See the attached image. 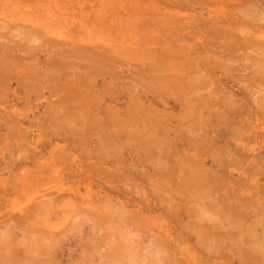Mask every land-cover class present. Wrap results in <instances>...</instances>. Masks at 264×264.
Segmentation results:
<instances>
[{
    "label": "rangeland",
    "instance_id": "rangeland-1",
    "mask_svg": "<svg viewBox=\"0 0 264 264\" xmlns=\"http://www.w3.org/2000/svg\"><path fill=\"white\" fill-rule=\"evenodd\" d=\"M50 1L0 16V264H264V0Z\"/></svg>",
    "mask_w": 264,
    "mask_h": 264
},
{
    "label": "bare ground",
    "instance_id": "bare-ground-1",
    "mask_svg": "<svg viewBox=\"0 0 264 264\" xmlns=\"http://www.w3.org/2000/svg\"><path fill=\"white\" fill-rule=\"evenodd\" d=\"M57 0H52V3H54V5L51 7L50 11H55L57 10L59 7V3H56ZM31 0H0V16H4L6 15L7 13H10V15H13L14 12H17V9L20 8V5H24L23 3H30ZM33 2V1H32ZM31 2V3H32ZM97 2V3H96ZM96 2H93L92 5H90L89 7L86 5H84L83 7H81V3H77L78 5V8L76 6H72L70 2V0H64L63 2V6L67 9H71L73 8L74 12H76L78 15H80V24L81 23H84V25H86L88 22H90L91 20H95V19H102V16H99L100 15V11H101V5H98V3H100L101 1L100 0H96ZM48 3H51L50 0H48ZM47 3V4H48ZM101 4V3H100ZM104 5V4H102ZM97 7L96 11L94 12L93 14V17H91L90 15V12H92L95 8ZM60 9H62V5L59 7ZM76 8V9H75ZM100 8V9H99ZM114 6H108L107 7V10H105L104 12V17H106L105 15L106 14H113L112 11L114 10ZM49 11V12H50ZM177 19H185V16L180 13V12H176V16H175ZM124 18V17H123ZM93 23V22H92ZM250 26L255 30V28H257L256 31H261V32H264V22L259 25V24H250ZM2 39H9L8 37L6 36H3L1 37L0 36V42H2L3 40ZM130 40H132L129 45H125V44H122L121 45V48H128V49H133V47L139 45V42H138V39L132 37ZM61 42H63L64 44H66L68 47L71 46L70 48L71 49H74V50H78L79 52H85V51H92V49H94L93 47H90L89 45L91 44L90 41L86 38H78V39H75L73 41L69 40L68 38L65 40L64 38L61 39ZM59 42L57 44H60L62 45V43ZM154 44V43H153ZM2 48L1 53V58H0V92H6L5 94V99H0V112H3L5 111L6 109H12L14 108L13 105H9V103H7L6 105L2 106V104H4L7 100L9 101H12L11 97H12V94L8 91L10 89V87L12 86V80H13V77L11 75H9L10 72H12L14 75H16V71L14 68L10 67V65H5V64H8L10 63V61H12L13 59L12 58V52L14 50V48H10L8 47V45H4L1 44L0 45ZM110 46L108 45H104L102 44L101 47H99L98 49L100 50V52L105 55V53L107 52V48H109ZM165 48V47H164ZM138 49V48H137ZM169 49L171 48H166V51H170ZM162 50V48L160 49V51ZM162 53V51H161ZM175 55V57L178 59L179 57L176 56V53H173ZM166 57V56H165ZM164 58V57H163ZM7 59H9V62L6 63ZM11 59V60H10ZM167 62H168V59H167ZM174 62L177 63V60L173 59L170 60L168 62L169 64V67L172 66V68H169V69H175L177 68V66L174 65ZM12 63V62H11ZM10 63V64H11ZM152 65H156L155 63L152 64ZM7 66V67H6ZM11 68V70H7V68ZM131 67V66H129ZM155 71V70H154ZM175 72V71H174ZM18 74V73H17ZM196 74H199V73H196ZM178 75V74H177ZM186 76V74H184ZM171 76V75H169ZM176 76V75H174ZM166 77V76H165ZM171 78V77H170ZM173 75H172V80H173ZM178 78V77H177ZM187 78H190V77H186ZM193 78V77H192ZM191 79V78H190ZM195 79V78H194ZM178 80V79H177ZM179 81V80H178ZM181 82L183 80H180ZM185 81V79H184ZM180 82V83H181ZM18 84V83H17ZM166 85V84H165ZM171 86V84H169ZM173 85H174V82H173ZM168 87V86H167ZM187 90L188 88L185 87ZM186 91V90H185ZM183 92V91H182ZM186 93V92H185ZM187 94V93H186ZM183 96L185 95L184 93L182 94ZM177 96V95H176ZM186 96V95H185ZM100 97V96H99ZM178 98V97H176ZM46 100V99H45ZM172 100V99H171ZM59 101V100H58ZM173 101V100H172ZM178 103V102H177ZM174 104H176L174 102ZM173 104V105H174ZM179 104V103H178ZM182 107V106H181ZM255 123L254 125H252L250 128L251 130V136L253 137V140H254V145H252V147L248 148V151H250V153H248V157L250 159V161H253L254 159H256L257 157H259V155L261 154L260 153V149H261V144L264 143V117L263 118H255ZM16 123V122H15ZM12 124V123H11ZM11 127V126H10ZM261 139L260 141L258 142H255L257 139ZM243 148L246 150L245 146H243ZM247 170V169H246ZM243 173H238V176H242ZM42 197V196H41ZM219 198V197H218ZM213 200L216 199V198H212ZM213 200H211L208 204L209 205H213L215 206L214 204H212ZM211 203V204H210ZM216 210V209H215ZM205 214V213H204ZM3 216V215H2ZM2 216L0 218H2ZM211 218H217L216 215H209V219ZM9 220V219H8ZM5 222V221H4ZM3 222V223H4ZM1 223V222H0ZM2 223V224H3ZM243 244L247 245L249 249V255L251 256L252 254L254 255H257V253H259V256L261 257H264V243L261 242V244L259 243L258 246H256V241H255V244L253 245L252 241L248 240L243 242ZM239 246V245H238ZM247 249V248H246ZM252 255V256H253Z\"/></svg>",
    "mask_w": 264,
    "mask_h": 264
}]
</instances>
